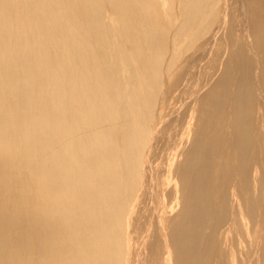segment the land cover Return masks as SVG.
Returning <instances> with one entry per match:
<instances>
[{"label": "bare ground", "instance_id": "obj_1", "mask_svg": "<svg viewBox=\"0 0 264 264\" xmlns=\"http://www.w3.org/2000/svg\"><path fill=\"white\" fill-rule=\"evenodd\" d=\"M0 264H264V0H0Z\"/></svg>", "mask_w": 264, "mask_h": 264}]
</instances>
